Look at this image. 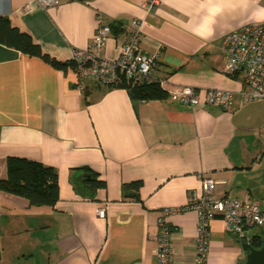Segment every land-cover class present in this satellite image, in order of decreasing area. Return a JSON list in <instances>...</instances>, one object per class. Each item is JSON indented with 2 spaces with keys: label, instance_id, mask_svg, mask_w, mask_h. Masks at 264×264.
I'll list each match as a JSON object with an SVG mask.
<instances>
[{
  "label": "crops",
  "instance_id": "obj_1",
  "mask_svg": "<svg viewBox=\"0 0 264 264\" xmlns=\"http://www.w3.org/2000/svg\"><path fill=\"white\" fill-rule=\"evenodd\" d=\"M144 2L0 0V18L63 60L90 44L99 18L118 26L104 49L115 57L137 18L141 48L158 54L153 76L166 91L228 89L231 110L181 105L169 94L134 100L120 86L79 92L72 68L0 40V178L6 157L16 156L52 166L58 184L52 206L0 190V264H156L157 217L200 193L203 177L215 182L213 197L251 199L264 209V99H242L221 47L226 33L264 21V0H159L151 11ZM5 29L0 21V37ZM86 168L104 185L88 188ZM197 222L192 209L169 218L170 264L194 263ZM208 232L206 264L244 263L241 241L220 217Z\"/></svg>",
  "mask_w": 264,
  "mask_h": 264
},
{
  "label": "built area",
  "instance_id": "obj_2",
  "mask_svg": "<svg viewBox=\"0 0 264 264\" xmlns=\"http://www.w3.org/2000/svg\"><path fill=\"white\" fill-rule=\"evenodd\" d=\"M43 6L56 5L60 0H36ZM159 0H145L143 6L151 11ZM140 20L133 18L130 31L121 43L115 57L104 54L110 35L108 24L99 18L93 39L84 49H74L70 60L74 66V87L83 92L88 84L109 86L123 78L132 83L156 81L164 88V80L153 76L158 54L146 53L141 48ZM226 72L241 80L243 100L264 99V21L252 22L226 33L221 40ZM167 93L178 104L194 107L200 104L214 105L223 111H230L233 103L232 91L210 87L196 89L182 85L169 89ZM215 182L209 177L202 178V191L194 194L181 207H165L157 217L156 264H170L171 226L169 218L179 210L192 209L196 212L197 237L196 255L193 264H206L209 239V221L220 217L224 229L239 241H249L254 228H264V209L254 200L240 199L231 195L219 198L212 196ZM96 214L105 216V208L98 207Z\"/></svg>",
  "mask_w": 264,
  "mask_h": 264
},
{
  "label": "trees",
  "instance_id": "obj_3",
  "mask_svg": "<svg viewBox=\"0 0 264 264\" xmlns=\"http://www.w3.org/2000/svg\"><path fill=\"white\" fill-rule=\"evenodd\" d=\"M87 1V0H79ZM1 24L7 27L4 36L0 37L5 44L13 46L29 55L38 56L52 66L67 70L73 68V61L56 58L41 48L27 32H21L16 27H10L5 18H0ZM110 33L117 32L118 26L109 23ZM97 86V85H96ZM127 89L132 99H156L167 96V91L156 81L144 83H132L124 78L115 85ZM87 88V87H86ZM84 89V91L86 90ZM6 175L0 178V190L19 195L26 198L33 205L52 206L58 198L57 172L49 165L27 158L8 156L5 159ZM89 176L83 183L90 189L96 190L104 183L96 179V173L89 168ZM139 182H136L138 184ZM83 184V185H84ZM259 234L252 236V239L259 237Z\"/></svg>",
  "mask_w": 264,
  "mask_h": 264
},
{
  "label": "water",
  "instance_id": "obj_4",
  "mask_svg": "<svg viewBox=\"0 0 264 264\" xmlns=\"http://www.w3.org/2000/svg\"><path fill=\"white\" fill-rule=\"evenodd\" d=\"M241 247L247 251L243 264H264V248H255L249 241H241Z\"/></svg>",
  "mask_w": 264,
  "mask_h": 264
},
{
  "label": "flooded vegetation",
  "instance_id": "obj_5",
  "mask_svg": "<svg viewBox=\"0 0 264 264\" xmlns=\"http://www.w3.org/2000/svg\"><path fill=\"white\" fill-rule=\"evenodd\" d=\"M251 244L255 248H264V235L257 237L256 239H250ZM247 253V251H245Z\"/></svg>",
  "mask_w": 264,
  "mask_h": 264
},
{
  "label": "rangeland",
  "instance_id": "obj_6",
  "mask_svg": "<svg viewBox=\"0 0 264 264\" xmlns=\"http://www.w3.org/2000/svg\"><path fill=\"white\" fill-rule=\"evenodd\" d=\"M257 231H263L264 232V228H262V227L254 228V232H257Z\"/></svg>",
  "mask_w": 264,
  "mask_h": 264
}]
</instances>
